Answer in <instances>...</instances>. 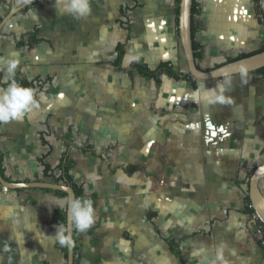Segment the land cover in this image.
Returning <instances> with one entry per match:
<instances>
[{
    "label": "crops",
    "instance_id": "obj_1",
    "mask_svg": "<svg viewBox=\"0 0 264 264\" xmlns=\"http://www.w3.org/2000/svg\"><path fill=\"white\" fill-rule=\"evenodd\" d=\"M24 1L0 0V21ZM32 2L0 32V95L14 79L35 99L23 119L0 123L2 168L11 182H51L45 164L57 173L73 161L94 208L74 264H264L245 198L264 162V75L194 78L176 0H91L79 21L59 15L57 0ZM193 2L198 69L264 46V0L259 10L254 0ZM134 63L189 76L158 81ZM66 199L0 185V264H66L56 236Z\"/></svg>",
    "mask_w": 264,
    "mask_h": 264
},
{
    "label": "water",
    "instance_id": "obj_2",
    "mask_svg": "<svg viewBox=\"0 0 264 264\" xmlns=\"http://www.w3.org/2000/svg\"><path fill=\"white\" fill-rule=\"evenodd\" d=\"M33 0H25L20 6L12 7L10 11L0 21V32L3 26L20 10L27 7ZM192 5L193 0L179 1V32L182 48L187 62L189 73L196 79L211 81L225 78L235 74L252 73L264 67V51L252 54L250 56L227 62L211 70L203 71L198 69L195 63L194 51L192 46ZM264 178V162L256 166L249 176L248 195L253 210L258 215L261 223L264 225V194L260 188V182ZM0 185L7 189L19 188H45L57 191H63L67 197L75 196L71 186L64 184H55L51 182H10L3 178L0 171ZM66 230L70 234L72 243L67 244L66 264H74V234L73 225L67 219L66 208Z\"/></svg>",
    "mask_w": 264,
    "mask_h": 264
},
{
    "label": "clouds",
    "instance_id": "obj_3",
    "mask_svg": "<svg viewBox=\"0 0 264 264\" xmlns=\"http://www.w3.org/2000/svg\"><path fill=\"white\" fill-rule=\"evenodd\" d=\"M60 7L55 8L56 12L63 16H71L74 20L87 19L91 14V0H57ZM15 53L3 61L6 73L12 76L16 69ZM35 106L34 94L30 89L17 84L13 79L6 91L0 95V123H8L14 120L23 119L25 113ZM67 219L78 231L87 230L94 219L93 204L89 199L69 196L66 199ZM59 208L63 205L57 204ZM56 236L61 245H71L69 235L63 234L57 226Z\"/></svg>",
    "mask_w": 264,
    "mask_h": 264
},
{
    "label": "trees",
    "instance_id": "obj_4",
    "mask_svg": "<svg viewBox=\"0 0 264 264\" xmlns=\"http://www.w3.org/2000/svg\"><path fill=\"white\" fill-rule=\"evenodd\" d=\"M179 1L180 0H176L177 18H178V14H179ZM254 1L256 3L257 10H259L258 9L259 0H254ZM32 3H34V2H32ZM196 12H197V9H196V6H195V4L193 2L192 15L194 16L196 14ZM193 37H194V27L192 26V46H193V51H194V57L198 58L199 55H200V53H199V45L196 43V41H194ZM29 40H30V42H29L30 46H32L34 44H37V43H39L41 41L37 37H31ZM116 51H117V57H116L115 62H116V64L120 65V62H121L123 54H124L122 45H118L116 47ZM261 51H264V46L261 47L257 51L250 52V53H241V54L237 55L234 58H228L227 62H231V61L236 60V59L244 58V57L250 56L252 54H255V53H258V52H261ZM131 68L134 69L135 71H137L138 73L142 74V75L152 76L158 81L160 80V76L162 74H166L167 76L172 77V78L177 79V80L185 79V78H187L189 76V74H177L176 72H174L171 69V66H168V63L160 64L159 66H157L153 70L147 68L145 65H143L141 63H134ZM252 73H259V74H263L264 75V67L254 71ZM20 82L24 86L28 85L25 81H20ZM72 166H73V161L67 158L65 161H63L61 163L57 173H55L53 171V169L49 165H46V164L44 165L43 172H44V175L47 176L51 180L52 183L69 185V186L72 187L76 197H80L82 199H86L84 197L82 187L77 185L73 181V178H72V176L70 174V169L72 168ZM0 171H1V174H2L3 178L5 180L11 182V180L8 179L7 177H5L4 174H3L2 157H1V155H0ZM248 184H249V177H248V180H247V186H248ZM57 192L61 193L63 195H66L65 192H62V191H57ZM245 198H246V201L248 203H250L248 191L246 193V197ZM246 210H247L248 213H251L253 211V209L249 208V207H247ZM59 217H60L61 222L63 223V234L67 235V230H66V211L65 210L62 211L59 214ZM77 233H78V230L73 225L74 245H75V238H76V234ZM59 247H60L65 259H67V244L61 245L59 243ZM172 247L174 248V244L172 245ZM262 248L264 250V246ZM74 249H75V247H74Z\"/></svg>",
    "mask_w": 264,
    "mask_h": 264
},
{
    "label": "built area",
    "instance_id": "obj_5",
    "mask_svg": "<svg viewBox=\"0 0 264 264\" xmlns=\"http://www.w3.org/2000/svg\"><path fill=\"white\" fill-rule=\"evenodd\" d=\"M171 66V64H168ZM4 191H7L6 187H3ZM247 207L252 208L251 203H247ZM253 209V208H252ZM248 222L251 227L258 244L263 247L264 246V225L261 223L258 215L253 210L251 213H248Z\"/></svg>",
    "mask_w": 264,
    "mask_h": 264
}]
</instances>
